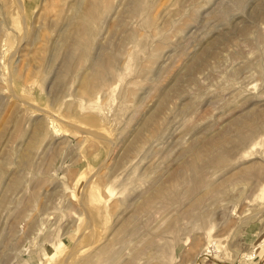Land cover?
<instances>
[{
  "label": "rangeland",
  "instance_id": "1",
  "mask_svg": "<svg viewBox=\"0 0 264 264\" xmlns=\"http://www.w3.org/2000/svg\"><path fill=\"white\" fill-rule=\"evenodd\" d=\"M0 264H264V0H0Z\"/></svg>",
  "mask_w": 264,
  "mask_h": 264
},
{
  "label": "bare ground",
  "instance_id": "2",
  "mask_svg": "<svg viewBox=\"0 0 264 264\" xmlns=\"http://www.w3.org/2000/svg\"><path fill=\"white\" fill-rule=\"evenodd\" d=\"M239 2V1H238ZM82 30V29H81ZM76 32V31H75ZM73 35H74V33H73ZM78 36V35H77ZM71 39V38H70ZM77 40V39H76ZM68 42V41H67ZM74 42V41H73ZM72 44V43H71ZM74 46V45H73ZM69 49V48H68ZM73 50V49H72ZM82 50V49H81ZM70 51V50H69ZM72 54V53H71ZM104 53H102V55H103ZM106 54V53H105ZM68 56V55H67ZM108 56V55H107ZM106 59H108V58H103L102 57V60L100 61V62H98V63H96L94 66H92V68L89 70V72H86L87 74L85 75L86 77H85V84L86 85H84V87L86 86H88V84H89V81L90 80H92V79H95V78H97L100 74H101V70H102V67H103V65H104V63H105V61H106ZM67 62H68V60H67ZM95 62V61H94ZM93 64V63H92ZM106 64V63H105ZM104 67H106V66H104ZM103 74V73H102ZM98 79V78H97ZM96 80V79H95ZM94 80V81H95ZM101 80V79H100ZM92 82V81H91ZM96 82V81H95ZM94 83V82H93ZM93 83H92V85H93ZM92 87V86H91ZM88 88V87H87ZM87 88H86V90H87ZM85 88H83V90H84ZM89 91V90H88ZM90 92V91H89ZM255 116H256V113H255V115L253 114L252 115V119H254L255 118ZM259 118V117H258ZM260 121V120H259ZM255 124H257L256 122L254 123V124H251V125H248V123L246 122V119H240V120H238L237 121V123H236V126H237V130H238V132L241 134L242 133V131L243 130H245L246 128H249V127H251V126H253V125H255ZM39 127V126H38ZM247 130V129H246ZM245 130V131H246ZM37 131V130H36ZM35 131V132H36ZM36 134V133H35ZM38 135H39V132L37 133ZM37 135V136H38ZM239 135V134H238ZM245 135V134H244ZM240 136V135H239ZM226 137H228L227 136V133L226 132H224V133H222L221 135H219L218 137H216V138H213V139H208L207 141H205L204 143H200V145H198V146H193L192 147V150H191V155H192V158H191V162L188 164V165H185V166H182L181 168H179L178 170H176V172H175V176H174V179H180V176L182 175L183 176V172L185 171V168H186V170H187V168L188 167H191L190 165H194V164H198V162H201V161H203V160H205V157L206 156H209V155H215V154H217V153H219L218 155H220L221 153V151L223 150V145H224V143L226 142ZM36 138V137H35ZM34 138V139H35ZM238 139H240V137L238 138ZM31 144H33V143H31ZM31 146V145H30ZM29 150V149H28ZM218 155H217V157H218ZM211 158V157H210ZM23 159V158H22ZM214 159H216V157H214ZM194 167V166H193ZM168 183V182H167ZM162 185V184H161ZM163 189H165L164 187H160V188H158L157 190H156V192L158 193V194H160L161 195V193H163V191L165 192V190H163ZM207 190V189H206ZM156 194V193H155ZM157 196H159V195H157ZM153 200V199H152ZM149 200L147 199V200H145V203L146 202H148ZM140 204V203H139ZM141 208V207H140ZM136 209V208H135ZM135 215V214H134Z\"/></svg>",
  "mask_w": 264,
  "mask_h": 264
}]
</instances>
